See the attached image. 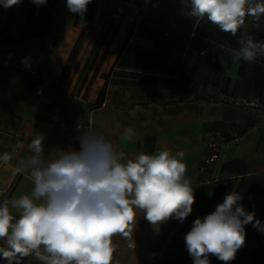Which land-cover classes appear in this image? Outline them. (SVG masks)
Listing matches in <instances>:
<instances>
[{
	"label": "crops",
	"instance_id": "1",
	"mask_svg": "<svg viewBox=\"0 0 264 264\" xmlns=\"http://www.w3.org/2000/svg\"><path fill=\"white\" fill-rule=\"evenodd\" d=\"M166 1L189 6L175 12L190 16V0H91L82 17L68 10L66 0H47L44 5L22 0L8 8L0 6V155H12L8 165L0 164V202L31 193L28 173L17 174L14 168L31 155L28 144L37 132L46 137L49 159L60 151L79 150L78 137L89 129L103 134L125 158L141 151L185 153L186 176L194 187L193 211L183 223L173 218L157 228L140 213L133 233L135 248L114 236L111 264H194L185 235L197 217L215 211L232 191L242 195L245 210L264 224V57L255 63L236 61L232 50L239 48V34L224 33L206 18L197 24L190 16L183 24H175L178 33L166 43L140 32L135 59L123 58L126 51L134 50L127 45L118 57L111 54L108 60L111 64L116 60L112 70H118V80L111 81L107 74L103 78V82L107 79L103 102L108 110L116 96L125 105L135 100L134 107L151 113L136 121L131 139L124 136L125 129L132 128L126 119L118 122L115 137L110 115L103 122L87 116L75 87L77 70L63 71L65 64L79 59L75 42L81 31L96 21L97 28L105 30L113 15L136 16L141 26L157 30L159 25L147 19L161 16ZM247 31L251 35V25ZM192 36L196 39L190 43ZM263 37L264 32L253 36L257 41H264ZM213 93L222 99L209 101ZM163 113L168 115L165 127L160 126ZM106 114L109 111L104 109ZM212 139L222 142V154L202 182L197 166L209 154L207 143ZM188 160H192L190 166ZM245 232L244 246L227 264H264V232L251 223ZM209 260L226 264L213 255ZM0 264L6 262L0 259ZM22 264L41 262L29 256Z\"/></svg>",
	"mask_w": 264,
	"mask_h": 264
},
{
	"label": "clouds",
	"instance_id": "2",
	"mask_svg": "<svg viewBox=\"0 0 264 264\" xmlns=\"http://www.w3.org/2000/svg\"><path fill=\"white\" fill-rule=\"evenodd\" d=\"M22 0H0L5 8ZM44 5L47 0H32ZM91 0H66L71 13L81 17ZM189 15L197 24L207 19L224 33L238 36L236 61L255 63L264 57V41L255 40L249 25L259 28L264 0H190ZM133 128L125 129L131 139ZM45 135L37 132L28 144L31 155L20 159L14 171L28 173L30 194L0 202V259L22 264L33 256L41 264H111L119 235L135 248L134 230L140 213L154 228L169 219L183 223L193 211L194 187L186 176L185 153L168 150L139 152L125 158L103 134L93 129L78 137L79 150L60 151L46 158ZM12 155H0L8 165ZM236 191L226 194L215 211L197 217L184 237L194 264L235 259L245 244V226L264 232V224L248 212ZM15 210V214L13 212Z\"/></svg>",
	"mask_w": 264,
	"mask_h": 264
},
{
	"label": "rangeland",
	"instance_id": "3",
	"mask_svg": "<svg viewBox=\"0 0 264 264\" xmlns=\"http://www.w3.org/2000/svg\"><path fill=\"white\" fill-rule=\"evenodd\" d=\"M185 5V4H184ZM189 6L185 5V7L181 5H177L173 2L166 1L162 8L163 14L161 16H156L154 18H148L149 22H155L159 26H157V30L150 31L148 28H144L142 25V21L138 20L136 16L131 15H113L107 19L109 21V25L104 30L103 27L100 29L97 28L98 21L96 24L91 26L87 31H81L79 33V37L75 43H79V51L78 56L79 59L76 60V63L73 64L67 63L63 71L70 70L72 67L77 70L78 75L76 77L75 87H79L80 96V106L81 110L83 107L85 108V112L89 113L96 118L100 122L103 120L110 119L112 121V131L115 137H118L119 134V124L118 122L121 119H126L128 124L134 129L136 125V121L144 120L145 117L143 115L145 113H149L148 111L142 110L139 107H134V104L137 102L135 100L130 101L127 105L123 101H119L118 97L113 96L111 101V108L108 110V105L104 106L97 105L95 103V95L98 89L101 87L103 82V78L107 74V77H110L111 81L118 80L115 78L118 76L117 69L112 70L115 61L111 64L109 63V56L112 54L120 55L123 47L121 46L124 42L128 47H133V51L131 53L123 55V58L130 57L131 55L133 59H135V55L137 50H135L136 46L141 45V42L138 39V35L140 32H144L145 35L149 37H153L157 40L158 43H166L172 38V35L178 33L175 31V24L181 25L183 24V20L189 19L190 16H184L181 14H176L175 11H183ZM183 9V10H182ZM147 21V22H148ZM148 25V23L146 24ZM146 27V26H145ZM264 32V18L260 21L259 28H256L251 25V35L254 37H258L261 33ZM182 35V34H181ZM182 37V36H181ZM264 38V37H263ZM105 45L104 47H102ZM134 45V46H130ZM114 57V56H113ZM121 61H118L119 64ZM112 70V73H111ZM113 84L112 82H110ZM205 98V97H204ZM209 101H217L222 99V96L214 93L207 97ZM141 103V102H140ZM227 105L230 106L231 102H227ZM104 109L109 111V114L104 115ZM163 123L160 126L165 127L169 124L166 122L167 113L162 114ZM136 130V129H134ZM192 160L187 161V165L190 166Z\"/></svg>",
	"mask_w": 264,
	"mask_h": 264
},
{
	"label": "built area",
	"instance_id": "4",
	"mask_svg": "<svg viewBox=\"0 0 264 264\" xmlns=\"http://www.w3.org/2000/svg\"><path fill=\"white\" fill-rule=\"evenodd\" d=\"M104 105L105 102H102L101 106ZM207 146L209 148V154L197 166V173L202 182L208 180L207 174L215 167L222 154V142L220 140L212 139L207 143Z\"/></svg>",
	"mask_w": 264,
	"mask_h": 264
},
{
	"label": "trees",
	"instance_id": "5",
	"mask_svg": "<svg viewBox=\"0 0 264 264\" xmlns=\"http://www.w3.org/2000/svg\"><path fill=\"white\" fill-rule=\"evenodd\" d=\"M251 36H252V35H251ZM252 37H253V36H252ZM195 39H196L195 36H192L191 39H190V43H193ZM261 40L263 41V39H261ZM121 46H122L123 49H124V48L126 47V43L124 42ZM117 57H118V55H117ZM116 59H117V58H116ZM115 61H116V60H115ZM106 87H107V79H104V82H103V84L101 85V87H100V89H99V92H98V94H97V96H96V98H95V103H96L97 105H100V104L103 102ZM243 130H244V129H243Z\"/></svg>",
	"mask_w": 264,
	"mask_h": 264
}]
</instances>
